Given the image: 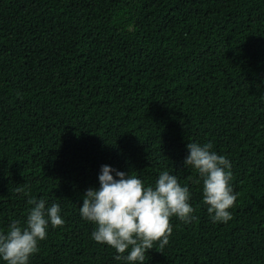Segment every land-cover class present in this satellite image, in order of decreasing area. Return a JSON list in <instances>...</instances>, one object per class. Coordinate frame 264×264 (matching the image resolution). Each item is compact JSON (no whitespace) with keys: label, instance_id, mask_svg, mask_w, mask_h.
I'll return each instance as SVG.
<instances>
[{"label":"trees","instance_id":"1","mask_svg":"<svg viewBox=\"0 0 264 264\" xmlns=\"http://www.w3.org/2000/svg\"><path fill=\"white\" fill-rule=\"evenodd\" d=\"M231 162V219L213 223L186 142ZM188 184L144 264H264V0H0V230L56 201L29 264H120L90 238L81 194L100 165Z\"/></svg>","mask_w":264,"mask_h":264},{"label":"clouds","instance_id":"2","mask_svg":"<svg viewBox=\"0 0 264 264\" xmlns=\"http://www.w3.org/2000/svg\"><path fill=\"white\" fill-rule=\"evenodd\" d=\"M185 167L190 166L200 181L201 201L209 219L227 222L235 200L230 184L231 162L212 149L211 142H186ZM188 184H180L172 172L160 170L146 184L129 170L102 164L97 185L81 194L78 213L93 225L90 238L114 249L113 259L120 264H144L145 254L158 242L162 248L171 232L169 218L188 223L193 216ZM23 222L10 218L0 230V264H29L46 237L49 226L64 223L61 207L43 197H32Z\"/></svg>","mask_w":264,"mask_h":264}]
</instances>
